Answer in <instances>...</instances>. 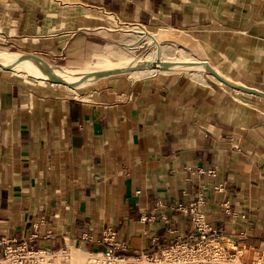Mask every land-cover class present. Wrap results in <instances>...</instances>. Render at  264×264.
<instances>
[{
	"label": "crops",
	"instance_id": "obj_1",
	"mask_svg": "<svg viewBox=\"0 0 264 264\" xmlns=\"http://www.w3.org/2000/svg\"><path fill=\"white\" fill-rule=\"evenodd\" d=\"M132 24L176 61L264 91V0H0V53L73 66ZM198 192L207 220L253 262L264 250V95L206 68L70 87L0 66V257L12 238L102 250L107 228L125 255L155 250L189 232V213L172 206Z\"/></svg>",
	"mask_w": 264,
	"mask_h": 264
},
{
	"label": "built area",
	"instance_id": "obj_2",
	"mask_svg": "<svg viewBox=\"0 0 264 264\" xmlns=\"http://www.w3.org/2000/svg\"><path fill=\"white\" fill-rule=\"evenodd\" d=\"M133 25V24H132ZM202 169H199L201 171ZM203 172V171H202ZM209 174L214 173V169L207 170ZM221 190L222 186H215ZM205 199L203 192H198L196 199L189 204L178 202L172 208L180 209L189 213L192 227L185 236L177 235L170 243L159 246L157 249L140 250L136 255H125L123 252L129 249L125 241L117 237V232L113 228L103 231L99 242L104 244L102 250L86 251L89 264H239L244 261L243 246L236 243L235 246H228L223 240L221 227L212 225L202 211V204ZM160 204V203H159ZM226 204V203H225ZM156 214L142 215V220H150ZM162 217H166L162 214ZM170 233L175 229L170 227ZM244 236L245 231H240ZM155 239V238H154ZM156 243V241L154 242ZM66 246L58 251L67 252ZM44 249L30 247L25 241L16 243L12 238L6 242L3 255L0 257V264H55L52 254ZM239 260V261H238ZM261 261V262H260ZM253 264H264V250L258 254Z\"/></svg>",
	"mask_w": 264,
	"mask_h": 264
},
{
	"label": "bare ground",
	"instance_id": "obj_3",
	"mask_svg": "<svg viewBox=\"0 0 264 264\" xmlns=\"http://www.w3.org/2000/svg\"><path fill=\"white\" fill-rule=\"evenodd\" d=\"M136 38L126 44V49L133 50L140 44L145 43L149 50L141 57L133 55H123L125 50H120L119 54L107 55L103 53H94L89 59L81 65L71 66L65 72H59L55 67L41 57V60L31 56H23L18 54L12 57L7 53L0 54V66L5 68L17 69L26 72L34 77L57 85L73 84L70 87H78L86 83H90L105 75H99L101 71H119V73H129L133 77H142L155 73L159 70L167 69H202L206 68L202 63L204 60L185 59L177 60L172 54L166 55L165 48L156 35L146 28L135 30ZM126 52V51H125ZM167 58H170L167 59ZM154 62L155 65L150 66ZM183 62V63H180ZM48 64L50 70L66 83L52 81V75L48 72L45 66ZM207 69V68H206ZM208 70V69H207ZM211 73V72H210ZM116 74V73H113ZM214 75V74H213ZM221 75V74H220ZM62 253L57 251L54 254ZM70 253V252H69ZM79 264V263H77ZM242 264H245L242 262Z\"/></svg>",
	"mask_w": 264,
	"mask_h": 264
},
{
	"label": "rangeland",
	"instance_id": "obj_4",
	"mask_svg": "<svg viewBox=\"0 0 264 264\" xmlns=\"http://www.w3.org/2000/svg\"><path fill=\"white\" fill-rule=\"evenodd\" d=\"M123 26H124L123 27V30H122L123 31V35H122L121 39L119 41H116V42H114V41L111 42L110 44H108L106 46V48L104 49V51H100V52H96V53H103V54H107V55H113V54H119L120 53V50H125L126 52L124 51L123 55H133V56L141 57V56H143L149 50V48L145 45V43L138 45L136 47V49H133V50L126 49L125 48L126 47V44L128 42L133 41L136 38V36H134L133 37L134 39L132 40L131 35L129 34L131 28L135 26L134 30H136V29H139V28L142 29L144 27L138 26V25H130V26L123 25ZM128 35H130V36L127 37V38H125V39L123 38V37L128 36ZM165 39H168V38L165 37ZM8 50H12V49H8ZM0 54H2V53H0ZM18 54L13 55V57H16ZM89 58L90 57H88L87 59H89ZM86 60H84V61H86ZM49 61L51 63L58 64V65L66 64V63H63V62L57 61V60H50L49 59ZM84 61H81V62L72 64V65L78 66V65H81ZM70 67L71 66H69V65H67V66L62 65V66L56 67V69L59 72H65ZM18 71L19 72H23V71H20V70H18ZM23 73H26V72H23ZM30 76H32V75H30ZM32 77H34V76H32ZM34 78L39 79L37 77H34ZM39 80H42V79H39ZM42 81H44V80H42ZM48 83H50V82H48ZM52 84H54V83H52ZM54 85H57V84H54ZM226 243H227L228 246H235L236 245V243L229 242V241H227ZM48 253L51 254L52 251H49ZM52 256H53V260L55 261V264H77V263H79V264H89L88 263V258H87L86 251L85 250L78 249V248H74V247H69V249H68L67 252H62V253H59V254H57V253L56 254H52ZM242 262H244L245 264H253L252 262H249V263L246 262V261H242ZM242 262L240 263V261H239V264H242Z\"/></svg>",
	"mask_w": 264,
	"mask_h": 264
},
{
	"label": "water",
	"instance_id": "obj_5",
	"mask_svg": "<svg viewBox=\"0 0 264 264\" xmlns=\"http://www.w3.org/2000/svg\"><path fill=\"white\" fill-rule=\"evenodd\" d=\"M23 56H31V57H34L35 59H39L41 60V57L39 55H36V54H33V53H24ZM180 63H183V62H180ZM202 63L205 64L206 68L208 69V71H210L212 74H214L220 81L224 82V83H227L229 84L230 86L234 87V88H237V89H241V90H244V91H248V92H252V93H257V94H260V95H264V91L262 90H259V89H256V88H253V87H249V86H245V85H239V84H235V83H232L230 82L228 79H226L225 77H223L222 75H220L207 61H202ZM152 65H155L154 62H151L150 63V66ZM45 66L46 68L48 69V72L50 73V75H52V81H55V82H60V83H63L65 84L66 82L63 81L62 79H60L59 77H57L51 70H50V67L48 66V64L45 63ZM113 73H119V71H101V72H98L97 74L99 75H111ZM69 86H73V84H68Z\"/></svg>",
	"mask_w": 264,
	"mask_h": 264
}]
</instances>
